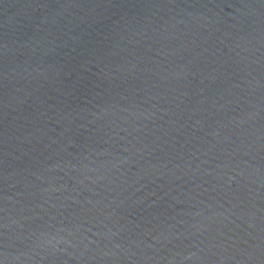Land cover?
I'll return each instance as SVG.
<instances>
[{"label":"water","instance_id":"water-1","mask_svg":"<svg viewBox=\"0 0 264 264\" xmlns=\"http://www.w3.org/2000/svg\"><path fill=\"white\" fill-rule=\"evenodd\" d=\"M0 264H264V0H0Z\"/></svg>","mask_w":264,"mask_h":264}]
</instances>
